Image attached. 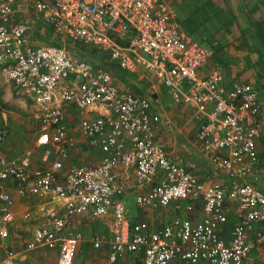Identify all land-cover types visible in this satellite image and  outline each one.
<instances>
[{
    "label": "built area",
    "instance_id": "2783aa9c",
    "mask_svg": "<svg viewBox=\"0 0 264 264\" xmlns=\"http://www.w3.org/2000/svg\"><path fill=\"white\" fill-rule=\"evenodd\" d=\"M20 7L40 13L59 42L32 44L34 25L17 19ZM173 10L166 0H0V74L37 105L36 142L44 149L38 168L32 167L31 149L15 158L0 151L3 264H14L19 253L5 244L14 219L10 180L21 192L60 201V207L44 209L51 226L35 228L25 248L56 249L58 264L74 263L83 233L67 226L73 215L87 212L112 215L111 263L141 252L144 264H255L247 262L252 232L264 240V190L250 179L259 162V92L247 81L228 85L215 51L182 31ZM76 45L93 47L114 66L73 55L68 47ZM119 70L140 79L153 74L172 103L187 107L198 123L202 151L229 181L206 183L168 153L157 139L162 117L155 98L120 88ZM73 105L94 114L80 125L102 158L64 170L77 140L66 113ZM8 136V124L0 120V146ZM119 168L134 171L139 190L131 198ZM180 201L189 212L200 202L201 219L177 215ZM134 205L166 209L172 216L153 227L147 219L134 220ZM100 243L94 239L95 247Z\"/></svg>",
    "mask_w": 264,
    "mask_h": 264
},
{
    "label": "crops",
    "instance_id": "0c3cea01",
    "mask_svg": "<svg viewBox=\"0 0 264 264\" xmlns=\"http://www.w3.org/2000/svg\"><path fill=\"white\" fill-rule=\"evenodd\" d=\"M166 1L173 9L175 5L179 9V14L182 20L176 16L174 11L175 9L173 11L180 29L199 43L208 46L215 51L216 58L223 65L224 79L228 85L235 81H247L254 84L256 88L258 87L254 83L255 79L251 78L250 74L242 73V67L238 69L229 62L228 57L225 55V46H232L234 44H249L251 49L254 48L253 50L260 46V48L264 51V0ZM16 17L17 19L28 20L34 25V28L29 35V40L32 44H52V42H59L58 34L54 32L52 27L44 21L41 14L35 11L32 7H20ZM181 21L183 24H181ZM202 39L204 41H202ZM261 40L263 42H261ZM253 53L259 55L258 52L254 51ZM240 61L241 60L238 59L237 64H240ZM109 62L112 66H114L111 61ZM130 76H136L139 78L135 74L119 70L118 77L116 78V84L122 89H128L129 86L132 87L127 79ZM145 78H147V73H144V76L141 79ZM146 89L149 94L142 96H147L153 99L155 98L154 100H156L155 111L159 112L162 117V122L156 126L157 139L166 145L168 153L179 163L194 170L199 178L206 183L213 180L229 181V175L216 171L211 165L207 154L202 151L200 144L196 139L198 123L195 119L190 118L187 112V107L172 103L167 91L161 90L156 84H152L150 87H146ZM257 90L259 92V102L263 101L258 88ZM157 91L160 95H158ZM260 104L263 106L262 113L260 114V120L263 122L264 103ZM66 110L70 131L74 133L77 140L76 143L69 148V156L66 160H64V170L68 169L71 164L99 163L102 158V152L98 147L92 146L86 142L87 140L82 133L80 125L82 118H91L94 114L87 111H79L74 105L66 107ZM68 111H76V113L74 112L78 117L76 122H73L72 119L70 120ZM0 120H6L9 129V136L7 140L0 146L2 154H4L7 158H15L24 155L29 148L25 149L22 153L17 154L20 152L22 145L20 141L14 137V135L10 136V125L8 123L9 119L7 117V112L2 119L0 118ZM260 128L261 133L256 140L258 157L260 156L259 149H261V138L264 135V131L262 132V126H260ZM34 141L36 142V140ZM31 150L33 151V149ZM35 150L36 151H33L32 167L38 168L42 166L41 157L44 149L42 146L37 145ZM118 170L121 174V179L128 188L126 197L131 198L134 192L139 190L136 185L134 171L132 169L125 168H119ZM262 170L263 161L259 158V162L254 169V173L250 176V179L255 185L264 190V171ZM63 173L64 171L60 175ZM28 184L29 183H27V187ZM6 186L12 196L10 210L14 215V219L10 227V235L6 239L5 244L16 251H19L16 259L14 260V264H58V251L56 249H51L47 246H38L30 250H26L25 248L27 242L32 239L35 228L40 225L51 226V220L46 217L44 209L51 206L60 207V201L55 197L39 192L34 194L28 191L21 192L16 187L13 180L7 182ZM184 204L185 201H180L181 207L177 210V215L190 216L194 220L201 219L202 211L200 202L196 205L197 209L192 212L187 211L184 208ZM134 207V220L147 219L153 227L161 225L167 218L172 216L169 215L166 209L159 207H140L135 205ZM96 216L101 218H96ZM81 219L87 220L93 225L98 226L100 230L102 229L99 225L105 226L107 221L109 222V225L107 229L108 231H105L106 233L104 234L99 233L94 236H92V234L90 236L88 235L89 237H82L74 264H78V256L83 258L84 264H97L94 262L96 259V253L93 249L98 250L101 248L107 251V262L103 260V262H99V264H144L141 252H127L119 261L115 263H111L108 260L109 241L113 229L111 214L94 215L87 212L78 214V221ZM232 222L233 219H231L230 223L226 225L225 232L228 231ZM67 228L69 231L80 229H71L69 227V223ZM95 238L101 240L99 247L94 246ZM249 244L250 254L247 262L264 264V240L257 241L256 232L254 231L251 234ZM2 257L3 254H0V264H3ZM171 264L185 263L180 260H174Z\"/></svg>",
    "mask_w": 264,
    "mask_h": 264
},
{
    "label": "rangeland",
    "instance_id": "374dc122",
    "mask_svg": "<svg viewBox=\"0 0 264 264\" xmlns=\"http://www.w3.org/2000/svg\"><path fill=\"white\" fill-rule=\"evenodd\" d=\"M174 9L176 16H178V18L182 20L179 14V9L176 5ZM181 24H183L182 21ZM202 41L204 40L202 39ZM205 41L208 42L207 40ZM261 42L263 41L261 40ZM250 47L251 46L249 44H245V45L234 44L232 46L226 45L225 55L228 57L229 62L232 65H234L236 68L240 69L242 67L243 74L244 73L250 74V77L255 79L254 83L258 86L257 88L259 89L260 96L263 100L260 101V103H264V68H263L264 63H261L260 55H256L253 53L254 48L251 49ZM68 48L73 55L85 57L89 59L90 62L93 63V65L106 66L110 64L108 59H106L105 55L99 54L91 46L76 45V46H70ZM238 59L241 60L240 64H237ZM127 79L129 81V84L133 87L132 88L129 86L128 89L141 95H148L149 92L147 91L146 87H150L152 84H156L161 90L166 91L164 85L159 83L156 80V78L153 76V74L149 72H147V78L145 79H139L136 76H130ZM160 89L158 90L161 91ZM157 93L158 95H160L158 91ZM1 109L5 111V113L7 112V117L9 119L8 123L10 125V136L14 135V137H16V139H18L22 145V147L20 148V152L17 154L22 153L25 149L28 148L33 149V151H36L35 149L38 144H36L37 142H35L34 140H36L37 138L36 135L38 132V123L36 119L38 107L33 103L32 100H30L29 97H27L25 94L19 91L10 80H8L5 76L0 74V110ZM262 110H263V106H261V113ZM74 112L76 113V111ZM74 112L68 111V115L70 120L72 119L73 122H76L78 117L75 115ZM260 117L261 116H259V125L261 124L260 126H262V132H263L264 118L262 122L260 120ZM259 150H260L259 158L262 159L263 161L262 171H264V135L261 138V149ZM38 154L41 155L40 153ZM96 218H101V217L96 216ZM108 225H109L108 221L105 226L99 225L102 229L100 230L98 226L93 225L87 220L81 219L80 221H78V215H73L69 221V227L71 229L80 228L83 231L84 237L85 236L87 237L88 235L90 236L92 234H93L92 236L98 235L99 233L104 234L108 231L107 230ZM93 250L96 253V259L94 261L95 263L97 264H99V262L102 263L103 260L107 262V256H106L107 251L105 249L101 248L98 250L95 249ZM78 261H79L78 264H84L83 258H80L79 256H78Z\"/></svg>",
    "mask_w": 264,
    "mask_h": 264
},
{
    "label": "trees",
    "instance_id": "16d2710c",
    "mask_svg": "<svg viewBox=\"0 0 264 264\" xmlns=\"http://www.w3.org/2000/svg\"><path fill=\"white\" fill-rule=\"evenodd\" d=\"M254 51L259 53L261 58V63H264V51L260 48V46L257 47ZM263 68H264V64H263Z\"/></svg>",
    "mask_w": 264,
    "mask_h": 264
}]
</instances>
